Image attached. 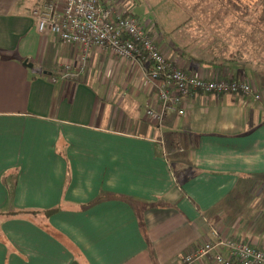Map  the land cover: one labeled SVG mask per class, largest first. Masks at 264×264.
Here are the masks:
<instances>
[{
	"label": "crops",
	"instance_id": "0c3cea01",
	"mask_svg": "<svg viewBox=\"0 0 264 264\" xmlns=\"http://www.w3.org/2000/svg\"><path fill=\"white\" fill-rule=\"evenodd\" d=\"M48 1L0 0V213L56 209L0 215V264H185L226 236L264 251V55L159 33L177 67L259 98L197 93L157 124L136 62L35 32Z\"/></svg>",
	"mask_w": 264,
	"mask_h": 264
},
{
	"label": "built area",
	"instance_id": "2783aa9c",
	"mask_svg": "<svg viewBox=\"0 0 264 264\" xmlns=\"http://www.w3.org/2000/svg\"><path fill=\"white\" fill-rule=\"evenodd\" d=\"M31 14L34 30L40 36H55L65 43L78 45L85 53L97 48L141 66L157 97V110H148L147 116L157 124L170 113L183 116L185 100L197 93L259 98L249 83L202 77L177 67L164 57L151 32L137 18L113 10L100 0H65L63 4L48 1ZM70 69V65L63 67V75L67 76ZM217 248L225 249L226 255H211ZM206 256L210 257L209 264H264L262 249L233 236L203 243L183 258L185 264H191Z\"/></svg>",
	"mask_w": 264,
	"mask_h": 264
},
{
	"label": "rangeland",
	"instance_id": "374dc122",
	"mask_svg": "<svg viewBox=\"0 0 264 264\" xmlns=\"http://www.w3.org/2000/svg\"><path fill=\"white\" fill-rule=\"evenodd\" d=\"M100 1L113 10L127 12L137 18L156 40L161 33L164 38L183 45L185 41L191 45L200 43L203 48L205 44L213 43L216 54L226 57L233 55L243 43L246 47L256 46L251 53L253 58L264 55V33L261 28L254 27L255 15L259 11L253 10L254 7L250 10L249 18L243 19L231 10L227 0ZM243 1L252 5L257 0ZM249 32H253V36L248 35Z\"/></svg>",
	"mask_w": 264,
	"mask_h": 264
},
{
	"label": "trees",
	"instance_id": "16d2710c",
	"mask_svg": "<svg viewBox=\"0 0 264 264\" xmlns=\"http://www.w3.org/2000/svg\"><path fill=\"white\" fill-rule=\"evenodd\" d=\"M227 5L230 6L231 10L237 13L238 15H241L243 19L249 18L248 15L250 13V10L252 7L253 10H259L258 13L255 15V22L254 27L261 28L264 33V0H257L252 5L248 4L247 2L243 0H227ZM238 52H235L233 54V59L237 57ZM182 68V67H181ZM183 69V68H182ZM184 70V69H183ZM56 209H49L48 211H42V210H12L10 213H0L1 216L12 218L17 216H24V214H32L34 216L39 214L45 215V217H49L53 214V212Z\"/></svg>",
	"mask_w": 264,
	"mask_h": 264
},
{
	"label": "water",
	"instance_id": "95a60500",
	"mask_svg": "<svg viewBox=\"0 0 264 264\" xmlns=\"http://www.w3.org/2000/svg\"><path fill=\"white\" fill-rule=\"evenodd\" d=\"M23 64L26 65V66H29V67L31 66V64L28 65L26 61Z\"/></svg>",
	"mask_w": 264,
	"mask_h": 264
}]
</instances>
